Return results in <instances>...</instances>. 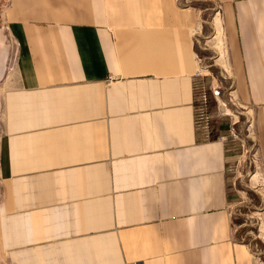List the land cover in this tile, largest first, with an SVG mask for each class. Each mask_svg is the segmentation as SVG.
<instances>
[{
    "label": "crops",
    "instance_id": "0c3cea01",
    "mask_svg": "<svg viewBox=\"0 0 264 264\" xmlns=\"http://www.w3.org/2000/svg\"><path fill=\"white\" fill-rule=\"evenodd\" d=\"M11 2L19 53L8 68L0 27V264L264 259V194L246 205V133L207 95L197 7ZM216 2L264 170V0Z\"/></svg>",
    "mask_w": 264,
    "mask_h": 264
},
{
    "label": "rangeland",
    "instance_id": "374dc122",
    "mask_svg": "<svg viewBox=\"0 0 264 264\" xmlns=\"http://www.w3.org/2000/svg\"><path fill=\"white\" fill-rule=\"evenodd\" d=\"M184 1L191 5H195L201 16L202 32L200 36L201 48L199 58L202 66L201 71L205 75V82L207 84V95L208 97L214 96L215 105L218 106L222 113L233 116L234 121L239 119V115L241 117L239 125L242 127L243 132L246 133V136L243 137L245 138L248 151L243 157L241 156L243 158L241 164L244 165H241L240 168L242 170L243 167H246V169H243V175L245 176L244 180L254 192L253 196L244 194V198L246 200V205L255 210L256 207L259 206L256 202V196L264 194V170L262 166L258 168L259 165L256 166L254 162L253 154L255 153V147L252 139V136H254L252 111H250L248 106L240 105L236 93L233 91L234 87L231 81V71L226 68L228 66L225 46L221 36V26L218 23V34L216 26V17L219 16V5L216 0ZM11 3V0H0V27H5L7 40L10 45L7 61L8 68L12 66L16 53L15 43L10 38V34L7 30V11ZM215 35L216 38H213ZM217 58H219V60ZM211 104L212 102L209 101L208 111L211 109ZM200 116V121L203 123L204 115L201 114ZM256 203L257 205H255Z\"/></svg>",
    "mask_w": 264,
    "mask_h": 264
},
{
    "label": "built area",
    "instance_id": "2783aa9c",
    "mask_svg": "<svg viewBox=\"0 0 264 264\" xmlns=\"http://www.w3.org/2000/svg\"><path fill=\"white\" fill-rule=\"evenodd\" d=\"M10 38L14 41L15 43V57H14V61H13V65L16 64L17 62V58H18V53H19V46H18V42L17 40L10 35ZM135 264H142L141 262H136ZM252 264H264V259L261 257V254L260 253H256V252H253L252 253Z\"/></svg>",
    "mask_w": 264,
    "mask_h": 264
}]
</instances>
